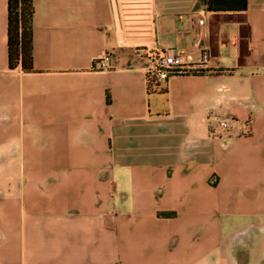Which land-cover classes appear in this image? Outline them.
I'll use <instances>...</instances> for the list:
<instances>
[{"label": "crops", "instance_id": "0c3cea01", "mask_svg": "<svg viewBox=\"0 0 264 264\" xmlns=\"http://www.w3.org/2000/svg\"><path fill=\"white\" fill-rule=\"evenodd\" d=\"M7 12L0 264H264V0H33L29 70ZM195 39L201 70L147 78L139 49Z\"/></svg>", "mask_w": 264, "mask_h": 264}, {"label": "trees", "instance_id": "16d2710c", "mask_svg": "<svg viewBox=\"0 0 264 264\" xmlns=\"http://www.w3.org/2000/svg\"><path fill=\"white\" fill-rule=\"evenodd\" d=\"M208 9H243L247 0H204ZM7 48L9 66L33 68V0H7Z\"/></svg>", "mask_w": 264, "mask_h": 264}, {"label": "built area", "instance_id": "2783aa9c", "mask_svg": "<svg viewBox=\"0 0 264 264\" xmlns=\"http://www.w3.org/2000/svg\"><path fill=\"white\" fill-rule=\"evenodd\" d=\"M194 45L200 49V56L198 61L192 62L187 60L185 55L178 52L174 47L167 46L162 49L155 48H141L140 54L143 56L144 66L149 80L152 79H166L173 72L184 71H199L203 66L207 65L210 58V51L208 47L200 43L199 39L193 41ZM106 62L100 61L103 65ZM228 86L220 85V96L228 93ZM230 96V94H228ZM208 117L216 118L223 127L229 126L233 123L234 118L230 115L210 112Z\"/></svg>", "mask_w": 264, "mask_h": 264}, {"label": "rangeland", "instance_id": "374dc122", "mask_svg": "<svg viewBox=\"0 0 264 264\" xmlns=\"http://www.w3.org/2000/svg\"><path fill=\"white\" fill-rule=\"evenodd\" d=\"M1 171V170H0ZM2 172V171H1ZM1 172H0V179H2L1 177H3V175L1 174ZM8 180V182H7V187H10V188H12V178H8L7 179ZM0 187H1V184H0Z\"/></svg>", "mask_w": 264, "mask_h": 264}]
</instances>
